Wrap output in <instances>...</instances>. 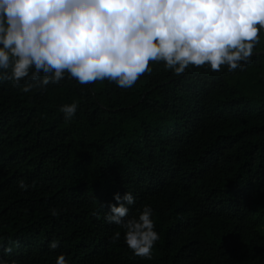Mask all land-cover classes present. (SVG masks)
<instances>
[{"label":"trees","instance_id":"1","mask_svg":"<svg viewBox=\"0 0 264 264\" xmlns=\"http://www.w3.org/2000/svg\"><path fill=\"white\" fill-rule=\"evenodd\" d=\"M150 66L130 89L67 74L28 93L24 80L0 83V244L19 242L0 258L264 264V32L234 71L189 66L177 76L163 62ZM73 101L66 121L58 109ZM21 179L34 187L20 189ZM127 191L129 217L153 209L160 238L151 260L104 220L114 194ZM53 239L59 247L50 250Z\"/></svg>","mask_w":264,"mask_h":264},{"label":"clouds","instance_id":"2","mask_svg":"<svg viewBox=\"0 0 264 264\" xmlns=\"http://www.w3.org/2000/svg\"><path fill=\"white\" fill-rule=\"evenodd\" d=\"M264 32V0H0V83L28 93L65 78L88 85L105 80L132 88L151 63L163 62L175 75L189 66L219 72L249 63ZM78 103L62 104L66 121ZM20 189L34 187L18 181ZM106 223L123 229L124 242L138 257L152 259L159 240L153 209L145 204L129 217L131 192L114 194ZM103 207V206H102ZM51 215H60L56 208ZM127 218V219H126ZM116 231L110 237L115 243ZM18 241L0 244L11 253ZM59 247L57 240L49 249ZM0 264H10L0 258ZM55 264H68L59 254Z\"/></svg>","mask_w":264,"mask_h":264}]
</instances>
